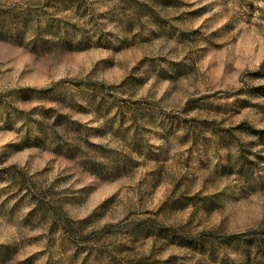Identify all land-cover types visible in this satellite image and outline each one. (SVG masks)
Returning a JSON list of instances; mask_svg holds the SVG:
<instances>
[{"label": "rangeland", "instance_id": "rangeland-1", "mask_svg": "<svg viewBox=\"0 0 264 264\" xmlns=\"http://www.w3.org/2000/svg\"><path fill=\"white\" fill-rule=\"evenodd\" d=\"M0 264H264V0H0Z\"/></svg>", "mask_w": 264, "mask_h": 264}]
</instances>
